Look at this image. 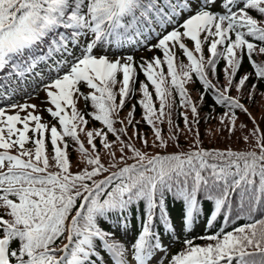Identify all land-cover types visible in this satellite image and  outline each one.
Returning a JSON list of instances; mask_svg holds the SVG:
<instances>
[{
	"label": "snow or ice",
	"instance_id": "6c2138e0",
	"mask_svg": "<svg viewBox=\"0 0 264 264\" xmlns=\"http://www.w3.org/2000/svg\"><path fill=\"white\" fill-rule=\"evenodd\" d=\"M136 45L160 50L163 59L154 56L137 64L132 54L114 58L106 54V49ZM177 47L190 62L181 63L179 72L174 63ZM259 55H264V0H0V73L7 69L5 74L26 79L43 64L51 77L44 88L54 106L46 111L61 126L41 122L34 104L0 107V264H97L94 257L101 256V249L112 258L104 264H163L156 253L167 252L165 233L175 234L179 241L204 217L208 202L213 207L205 227H213L222 213L223 219H230L233 197L241 211L249 217L259 213L260 218L232 231L202 236L210 241L202 246L184 239L185 247L169 264H264V130L241 102L246 87L248 99H255L258 85L249 87V81L264 80V62L254 58ZM245 57L252 72L241 74ZM221 60L226 83L218 86L209 76L218 79ZM165 65L181 106L190 107L193 114L189 121L187 113H181L189 131L199 124V103L210 96L213 109H225L220 120L228 121L223 126L230 131H235L238 111L249 115L253 128L242 139H253L251 150H209L194 139L190 151L149 154L131 137L120 139L128 125L135 128V104L127 114L128 125L117 117L135 94L139 68L148 82L139 81L143 119L154 129L156 147L168 146L155 126L165 116L172 123L171 113L165 111L171 95L164 87ZM193 73L204 89L197 101L185 88ZM81 85L89 91L82 92ZM149 85L160 102L158 113ZM233 89L241 96H233ZM3 97L10 99L7 92ZM81 98L92 102V112L77 109ZM7 109L15 111L9 114ZM21 111L26 114L21 116ZM86 114L107 131L84 132ZM116 123L124 126L116 128ZM109 133L117 140L109 142ZM133 135L145 148L151 146L139 133ZM66 137L79 146L83 166L75 172ZM97 138L102 149H97ZM125 149L131 150V157ZM102 150L112 161L107 167ZM169 196L179 206L177 219L168 207ZM137 205L140 229L129 250L116 239V230L127 234L128 213L135 217ZM113 218L114 225L108 223Z\"/></svg>",
	"mask_w": 264,
	"mask_h": 264
},
{
	"label": "trees",
	"instance_id": "16d2710c",
	"mask_svg": "<svg viewBox=\"0 0 264 264\" xmlns=\"http://www.w3.org/2000/svg\"><path fill=\"white\" fill-rule=\"evenodd\" d=\"M252 15H256L255 12L251 13ZM259 19V17H257ZM182 30V29H181ZM189 49H193L192 42L185 40L184 41ZM149 43H155L154 39H150ZM129 49V48H123V49H106V54L110 56V58H114L115 56H123L127 54H132L135 57V61L137 64L140 63L142 59L151 60L154 56H160L161 59H163L162 52L160 50H152L149 51L146 47H141V49ZM175 55L176 59L174 63L177 65V71H180L179 65L181 63L187 65L190 62L187 60V58L184 56L183 52L177 47L175 49ZM199 56V54H196ZM209 56L207 45H205L204 50V57L207 59ZM258 61L264 62V55H259L254 57ZM224 68V61L221 60L219 63V66L217 68L218 73V79L216 76H209V78L213 81V83L218 84V86H223L226 83L225 75L222 71ZM160 69L157 68L156 71H159ZM44 73L41 75V73ZM138 77H137V84L135 86V94L132 99L126 100L125 106L122 110L119 111V115L117 119L123 120L124 125H128L127 120V114L129 111L132 110V105H136L135 111H134V123L135 128H133L131 125L127 126V134L120 136V139H128L131 137L132 142L136 145L137 148H141L142 150H146L149 154H155L157 152L167 155L171 154L173 152H179V151H190L192 149V141L195 139L197 143L200 144V147L205 149H235V150H251V148L254 145V141L251 137H249L248 142H245L242 137L245 135H248L249 131L253 128V121L250 119L248 114L243 113L242 111L237 112L238 119L236 121L235 125V131H230L228 128H225L223 125L227 124L228 121L225 120L221 122L220 117L224 114L225 109L221 106H216L214 109L212 107V97L206 96L203 102L199 103V124L192 126V131H189L190 125H187L184 120V116L181 113H187L189 121L192 120L193 114L190 111V107L188 106H181L180 103V97L178 94V91L172 88L170 84V76L167 74V67L164 66V73L166 77V83L164 87L168 88L171 92V95L169 97V104L170 107L166 108V112L171 113V121L172 123L169 124L168 117L165 116L163 119V122L161 123L159 120L156 121V127L161 129V135L164 138L165 141H167V147H156V144L159 143V141L156 139L154 135V129L152 126L148 125L146 121L143 119V109L141 105L138 103L140 99H142V91L140 89L139 81H144L145 83H148L145 79V76L142 72H140L139 68L137 69ZM252 72V67L248 63L247 57L244 58L243 67L241 70V74ZM8 73V70L5 69V72H2L0 74V85H2V89H0V101L3 102V105H6L8 98L3 97V93L7 92L8 96L10 97V103H18L16 97L17 91H20L21 84H24L26 88L35 86L39 87L41 91L34 96H30L28 101L22 100L20 103H28L33 104L36 101H40V99L43 97L42 92L45 90L44 84L49 81L50 78H47L49 73L44 72V66L43 64H39V66L34 70L32 74L27 75V78H21L17 79L14 75L5 74ZM251 83H257V89L255 90L256 95L254 100H249L247 97L248 88L246 87L243 89L244 95L241 97V102L245 104V106L249 109V114L251 117L255 118V123L259 125V128L261 130H264V80L262 81H255L251 80L248 82V86L250 87ZM202 82L199 81L195 74L192 75V80L188 81L185 84V88L191 98L194 101L198 100V97L200 94L204 91V89L201 87ZM81 91L87 93L89 89L84 87L83 85L80 86ZM118 87V86H117ZM149 91L153 94L152 99L153 103L155 105V108L157 109V113L160 107V102L155 96L154 88L149 85ZM46 92V91H44ZM231 94L236 97L241 96V92L237 91L236 89H233ZM44 95V94H43ZM120 97H117V102H119ZM9 103V104H10ZM19 103V104H20ZM48 104H44L42 109H39V111L36 112L37 115L42 116V121L44 123H48L49 125H56L58 129H60V125L57 123V120L53 118L46 109L49 107H52L54 109V106L49 103V100H47ZM92 102L88 101L86 102L83 98L79 99L77 101V109L80 110L83 113H90L93 111V108L91 107ZM68 113L71 114V109H68ZM211 117V118H209ZM86 120H88V123L84 125V132L88 130L93 129H104V131H107L106 127L102 124L100 121H96L94 118H92L91 115H85L84 117ZM35 122H31L30 126L34 127ZM124 125H121L120 123H116L114 127L121 128ZM243 125H247V127H242ZM179 129V131H178ZM198 130V134L197 133ZM84 132H79L78 135L80 137V140L84 143L85 147H89L87 144V137L85 136ZM134 132L139 133L141 136L146 138L149 142L150 147L145 148L141 140L138 139L135 135H133ZM29 135H33L31 132ZM68 141L69 148V157L72 163V171L75 172L78 170L79 167H82L83 164L80 163V151L79 146L76 144L70 137L65 138ZM108 140L109 142L116 141L117 136L113 133L108 134ZM97 144V149H102V145L100 143L99 138L95 141ZM31 144H26V147H31ZM48 151L51 152V145L48 144ZM113 148H115V145H113ZM125 151L128 153L129 157H131L132 153L130 149H125ZM117 157H119L120 153H116ZM102 159L106 161L105 166L107 167L109 163H112L111 158L107 155V150H102ZM134 160L129 159L128 163H133ZM122 166V165H121ZM110 171H117L116 168H112ZM110 173H104V175H109ZM102 179L103 177H99ZM106 188H109V185L105 186ZM168 207L173 215L174 219H177L179 216L178 212V205L172 202L171 196L168 198ZM237 197H233V199L229 202L230 207L232 209V214L230 219L225 220L223 219V213L221 217H218L215 225L213 227H205V217L208 215L209 209L213 207L212 202H208L205 204V213L204 217L199 219L193 226L191 231H185L180 235L179 241H175L173 234L171 237L168 233L164 234L163 243L168 244L170 240H174V245L171 247L169 253L166 255L164 259V264H169V261L171 260L172 256L180 252L185 246H184V239H192L196 245H205L207 243H210V241L201 239L202 236H206L210 233H214L216 231H232L234 228H238L246 223L251 222L252 218H260L259 213L254 212L253 217H249L246 211H241L240 207L237 204ZM239 214V215H237ZM140 210L139 205H137V211L136 216L133 217L132 213H128V220L131 222L130 225L132 227V233L134 236L137 235L138 230L140 229ZM115 218H113L108 223L114 225L115 224ZM108 223H102V227H107ZM162 229V225H160ZM117 239V237H116ZM118 240V239H117ZM66 242V241H65ZM59 243V241L57 242ZM94 259L97 261V264H104L106 260H111V254L107 253L106 250L101 249V256L100 257H94ZM235 264V261L233 262Z\"/></svg>",
	"mask_w": 264,
	"mask_h": 264
},
{
	"label": "rangeland",
	"instance_id": "374dc122",
	"mask_svg": "<svg viewBox=\"0 0 264 264\" xmlns=\"http://www.w3.org/2000/svg\"><path fill=\"white\" fill-rule=\"evenodd\" d=\"M31 91H32V90L25 91V94H24V95H30V94H31ZM45 93H46V92H42V96H46ZM43 94H44V95H43ZM48 99H49V98H48ZM49 103H50V101H49ZM46 104H48V103H46ZM40 105H41V104H40ZM37 108H38V104H36V110H37ZM13 112H14V111H13ZM13 112H12V113H13ZM130 231H131V230L128 229L127 234H124L123 232H121V231H119V230H116V232H120V233H122L123 235H125V236L127 237L128 241H131V240H132V235H131V232H130ZM130 247H131V245L128 246V249H129V250H130ZM166 248H167V247H166ZM164 254H165V252H157V253H156V259H161V258H163ZM127 259H131V256H128ZM152 264H155V261H153Z\"/></svg>",
	"mask_w": 264,
	"mask_h": 264
}]
</instances>
